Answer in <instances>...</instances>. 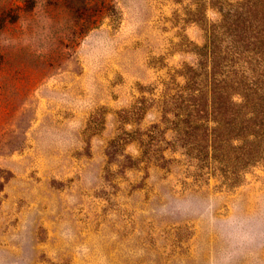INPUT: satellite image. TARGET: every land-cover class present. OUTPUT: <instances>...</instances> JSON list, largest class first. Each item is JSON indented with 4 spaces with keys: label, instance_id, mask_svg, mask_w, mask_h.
Wrapping results in <instances>:
<instances>
[{
    "label": "rangeland",
    "instance_id": "374dc122",
    "mask_svg": "<svg viewBox=\"0 0 264 264\" xmlns=\"http://www.w3.org/2000/svg\"><path fill=\"white\" fill-rule=\"evenodd\" d=\"M214 2L0 0V264H218L234 212L264 264V161L198 169L163 114Z\"/></svg>",
    "mask_w": 264,
    "mask_h": 264
},
{
    "label": "trees",
    "instance_id": "16d2710c",
    "mask_svg": "<svg viewBox=\"0 0 264 264\" xmlns=\"http://www.w3.org/2000/svg\"><path fill=\"white\" fill-rule=\"evenodd\" d=\"M213 5L219 18L204 25L203 44L191 50L197 61L179 72L185 84L163 114L198 169L240 180L264 161V0Z\"/></svg>",
    "mask_w": 264,
    "mask_h": 264
},
{
    "label": "clouds",
    "instance_id": "9594fccd",
    "mask_svg": "<svg viewBox=\"0 0 264 264\" xmlns=\"http://www.w3.org/2000/svg\"><path fill=\"white\" fill-rule=\"evenodd\" d=\"M212 230L225 245L218 264H234L236 251L253 244L259 234L257 218L240 212L214 219Z\"/></svg>",
    "mask_w": 264,
    "mask_h": 264
}]
</instances>
